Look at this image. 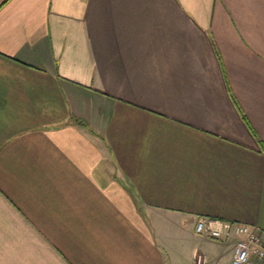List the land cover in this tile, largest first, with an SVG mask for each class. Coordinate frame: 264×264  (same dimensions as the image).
Listing matches in <instances>:
<instances>
[{
    "label": "crops",
    "instance_id": "obj_1",
    "mask_svg": "<svg viewBox=\"0 0 264 264\" xmlns=\"http://www.w3.org/2000/svg\"><path fill=\"white\" fill-rule=\"evenodd\" d=\"M200 217L264 239V0H0V264H232Z\"/></svg>",
    "mask_w": 264,
    "mask_h": 264
},
{
    "label": "built area",
    "instance_id": "obj_2",
    "mask_svg": "<svg viewBox=\"0 0 264 264\" xmlns=\"http://www.w3.org/2000/svg\"><path fill=\"white\" fill-rule=\"evenodd\" d=\"M198 236L218 241L233 242L232 264H247L252 256L264 263V239L260 231L249 225L200 217L194 225ZM196 264H202V258L196 257Z\"/></svg>",
    "mask_w": 264,
    "mask_h": 264
},
{
    "label": "rangeland",
    "instance_id": "obj_3",
    "mask_svg": "<svg viewBox=\"0 0 264 264\" xmlns=\"http://www.w3.org/2000/svg\"><path fill=\"white\" fill-rule=\"evenodd\" d=\"M197 243V242H196Z\"/></svg>",
    "mask_w": 264,
    "mask_h": 264
}]
</instances>
